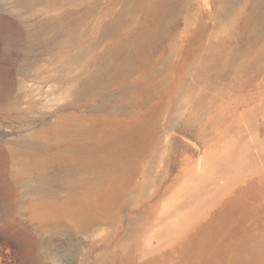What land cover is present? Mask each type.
<instances>
[{"label":"rangeland","instance_id":"rangeland-1","mask_svg":"<svg viewBox=\"0 0 264 264\" xmlns=\"http://www.w3.org/2000/svg\"><path fill=\"white\" fill-rule=\"evenodd\" d=\"M0 264H264V0H0Z\"/></svg>","mask_w":264,"mask_h":264},{"label":"bare ground","instance_id":"bare-ground-1","mask_svg":"<svg viewBox=\"0 0 264 264\" xmlns=\"http://www.w3.org/2000/svg\"><path fill=\"white\" fill-rule=\"evenodd\" d=\"M49 27H51V29H53L54 31L59 32L60 30H63L62 28H64V24L60 19H55L54 22L52 23V26ZM127 142H128L127 140L123 141L117 139L115 141H112L111 143H101L100 147L107 148L108 151L110 152L111 157L109 161L104 162V160H102L101 162H98L95 166L96 169H100L102 168V166H104L108 170H111L114 173L115 172L119 173L123 171L125 168V161L123 160V151L127 146ZM92 151L93 148L84 147L81 149L79 154L88 155ZM49 180L50 179L45 176L42 177L40 179L39 185L34 190V192L39 196H45L49 194V189H48ZM74 185L75 184L72 181L67 180L65 186L71 189L72 187H74ZM49 205L57 206L61 208V213L63 215L69 216L72 219L73 226L75 228L82 227L84 224L90 221L94 217L95 212L97 211L102 212L104 214L106 213L108 214L110 212V206L108 205V203L100 202L97 200V198L85 199V195L81 196L80 194L78 193L76 194L71 191L65 198L62 199L54 198L53 201L49 203ZM70 206H74V207L70 209Z\"/></svg>","mask_w":264,"mask_h":264}]
</instances>
